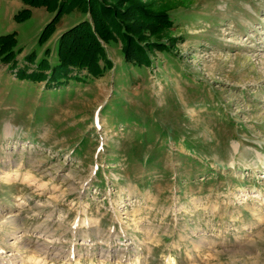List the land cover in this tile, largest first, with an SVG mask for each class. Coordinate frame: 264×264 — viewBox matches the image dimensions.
Here are the masks:
<instances>
[{"label":"rangeland","instance_id":"374dc122","mask_svg":"<svg viewBox=\"0 0 264 264\" xmlns=\"http://www.w3.org/2000/svg\"><path fill=\"white\" fill-rule=\"evenodd\" d=\"M141 1L172 23L147 65L111 42L96 79L48 86L0 61V264H264V0ZM23 8L0 0V36L27 73L90 19L39 46L53 14Z\"/></svg>","mask_w":264,"mask_h":264},{"label":"trees","instance_id":"16d2710c","mask_svg":"<svg viewBox=\"0 0 264 264\" xmlns=\"http://www.w3.org/2000/svg\"><path fill=\"white\" fill-rule=\"evenodd\" d=\"M105 1L21 0L24 8L14 15L18 23L29 19L31 8H45L53 14L39 33V46L49 40L65 8H79L83 14H89L90 19H83L60 34L56 46L57 64L53 67L41 60L30 73L25 71V67L19 69L15 55L21 50L13 51L17 44L15 33L0 36V61L10 63V71L16 72L15 76L20 80L44 81L52 86L59 85L66 78L96 79L110 63L105 46L111 42L120 44L126 63L139 67L149 64L147 52L167 50L162 43L148 41V36L158 35L163 28L172 26L165 12L151 11L141 0H115L112 5ZM25 59L28 65H32L34 52L26 55ZM44 67L49 71L48 75L43 74ZM82 72L85 74L78 75Z\"/></svg>","mask_w":264,"mask_h":264},{"label":"crops","instance_id":"0c3cea01","mask_svg":"<svg viewBox=\"0 0 264 264\" xmlns=\"http://www.w3.org/2000/svg\"><path fill=\"white\" fill-rule=\"evenodd\" d=\"M22 7V5L19 3V8H21ZM41 9V8H40ZM40 9H37V10H40ZM34 10H36V9H34V8H31V16H33V14H34ZM48 16V15H47ZM43 19H44V23H46L47 22V20H48V17H46V16H43ZM78 23V22H77ZM74 25V24H73ZM58 26V25H57ZM71 27V26H70ZM69 27H66L63 31H65L66 29H68ZM57 29H58V27H57ZM62 30H61V33L63 32ZM60 33V34H61Z\"/></svg>","mask_w":264,"mask_h":264},{"label":"bare ground","instance_id":"6f19581e","mask_svg":"<svg viewBox=\"0 0 264 264\" xmlns=\"http://www.w3.org/2000/svg\"><path fill=\"white\" fill-rule=\"evenodd\" d=\"M6 127H7V126H6ZM5 131H6V129H5ZM9 132H10L9 127H7L6 134H7V135H10ZM6 177H7V178H4V179L8 181V180H9L8 173L6 174ZM15 220H16V219H12L13 222H14ZM15 235H16V234H15ZM14 239H15V238H14Z\"/></svg>","mask_w":264,"mask_h":264}]
</instances>
